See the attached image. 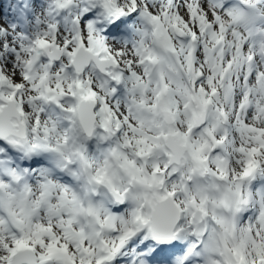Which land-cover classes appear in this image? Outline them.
Wrapping results in <instances>:
<instances>
[{"label":"snow or ice","instance_id":"obj_1","mask_svg":"<svg viewBox=\"0 0 264 264\" xmlns=\"http://www.w3.org/2000/svg\"><path fill=\"white\" fill-rule=\"evenodd\" d=\"M0 264H264V0H0Z\"/></svg>","mask_w":264,"mask_h":264}]
</instances>
